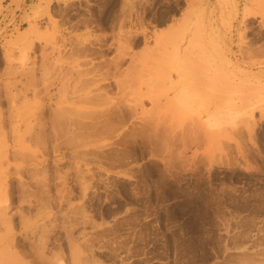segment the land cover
Returning <instances> with one entry per match:
<instances>
[{
  "label": "rangeland",
  "instance_id": "rangeland-1",
  "mask_svg": "<svg viewBox=\"0 0 264 264\" xmlns=\"http://www.w3.org/2000/svg\"><path fill=\"white\" fill-rule=\"evenodd\" d=\"M0 264H264V0H0Z\"/></svg>",
  "mask_w": 264,
  "mask_h": 264
},
{
  "label": "bare ground",
  "instance_id": "bare-ground-1",
  "mask_svg": "<svg viewBox=\"0 0 264 264\" xmlns=\"http://www.w3.org/2000/svg\"><path fill=\"white\" fill-rule=\"evenodd\" d=\"M175 47H176V46H175ZM174 49H175V48H174ZM171 53H172V52H171ZM169 55H171V54H169ZM172 56H173V55H172ZM168 57H169V56H168ZM165 58H166V57H165ZM170 59H173V58H170ZM168 61H169V60H168ZM169 62H171V61H169ZM167 64H169V63H167ZM64 76H65V75H64ZM63 78H64V77H63ZM67 80H68V79H67ZM10 83H12V82H10ZM13 83H14V82H13ZM13 83H12V84H13ZM65 83H67V82H65ZM65 86H66V85H65ZM180 98H181V101H182V102H185V101H186V98H187L186 93L181 94ZM188 103H189V101H187L185 104L188 105ZM58 114H59V112H58ZM61 114H62V113H61ZM52 115H53V114H52ZM55 115H56V114H55ZM55 115H53V116H55ZM57 117H58V116H57ZM74 120H75V119H74ZM54 121H55V120H54ZM55 122H56V121H55ZM82 123H83V122H82ZM52 125H54V124H52ZM59 125H60V124H59ZM59 125H58V126H59ZM85 125H86V124H85ZM54 126H55V125H54ZM56 126H57V125H56ZM56 126H55V128L57 129ZM74 126H75V125H74ZM81 126H82V125H81ZM88 126H89V125H87V128H88ZM55 128H54V129H55ZM63 128H64V127H63ZM63 128H62L61 130H63ZM79 128H80V127H79ZM72 129H73V128H72ZM72 131H73V130H72ZM64 132L67 133V131H64ZM64 132H63V133H64ZM69 132L71 133V131L68 130V133H69ZM65 133H64V134H65ZM70 133H69V134H70ZM73 135H75V134H73ZM79 137H80V136H79Z\"/></svg>",
  "mask_w": 264,
  "mask_h": 264
}]
</instances>
